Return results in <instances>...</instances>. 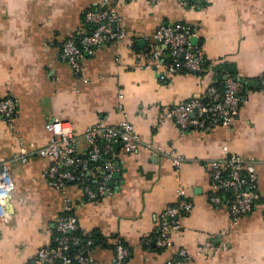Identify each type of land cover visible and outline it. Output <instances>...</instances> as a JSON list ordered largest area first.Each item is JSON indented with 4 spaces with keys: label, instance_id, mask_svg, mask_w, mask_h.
Masks as SVG:
<instances>
[{
    "label": "crops",
    "instance_id": "0c3cea01",
    "mask_svg": "<svg viewBox=\"0 0 264 264\" xmlns=\"http://www.w3.org/2000/svg\"><path fill=\"white\" fill-rule=\"evenodd\" d=\"M99 1L0 0V99L11 96L17 106L13 127L0 118V158L45 146L51 137L45 124L54 119L70 122L79 136L95 123L129 120L143 141L182 156L183 165L176 169L169 157L142 147L124 153L114 146L113 194L87 200L76 184L65 191L48 186L49 158L15 162L14 189L0 219V264H39L37 251L52 244L66 204L79 230L95 241L94 264H115L118 240L130 249L125 264H166L180 248L193 256L191 264H264V0H117L124 37L85 55L77 74L61 47L90 31L85 13ZM174 23L198 27L196 44L207 62L202 72L162 78L166 67L150 62L149 39ZM232 74L245 83L230 128L181 131L165 116ZM224 146L255 158L261 194L253 211L235 222L227 207L209 201L206 162L222 157ZM79 152H87L84 141ZM178 189L192 208L171 234L173 246L160 249L157 227L164 210L179 201Z\"/></svg>",
    "mask_w": 264,
    "mask_h": 264
},
{
    "label": "built area",
    "instance_id": "2783aa9c",
    "mask_svg": "<svg viewBox=\"0 0 264 264\" xmlns=\"http://www.w3.org/2000/svg\"><path fill=\"white\" fill-rule=\"evenodd\" d=\"M120 19L117 0H100L85 13L90 31H80L76 36L68 37L62 44L61 57L80 74L85 55H91L98 47L124 37V30L118 26ZM197 35L198 27L185 23L162 25L155 31L149 39L147 53L152 64L166 67L162 78L180 71L199 73L204 70L202 49L192 42ZM241 101L240 80L228 76L222 88L211 84L204 94L177 104L165 116L172 119L181 131L218 126L230 128L239 115ZM16 114L13 97L0 99V118L5 119L10 127L14 126ZM45 128L51 134L45 146L38 149L22 147L19 153L0 158V219L7 215V205L14 189L13 164L25 163L34 155L52 160L45 171V180L50 188L65 191L69 184H76L87 200L113 194L111 183L117 171L115 144L120 145L124 153H132L142 147L151 154L167 156L176 169L181 168L184 162L182 156L143 141L129 120L115 126L95 123L80 136L75 134L70 122L60 119L47 122ZM82 141L86 145V154L79 152ZM223 152L222 157L206 162L211 176L209 201L216 207H227L232 222H235L252 212L261 198L256 160L233 152L228 146L223 147ZM90 173H97L100 178V181L95 179V188L88 182ZM177 195L179 201L164 210L157 227L159 234L155 244L161 249L173 246L171 234L181 229L182 216L192 208L183 189H178ZM78 229L74 208L66 204L56 223L57 234L52 244L37 251L36 261L39 264H94L90 252L93 240L71 235ZM75 246H78L77 250ZM114 252L115 264H125L130 250L122 240L115 243ZM192 259L186 248H180L166 264H191Z\"/></svg>",
    "mask_w": 264,
    "mask_h": 264
},
{
    "label": "trees",
    "instance_id": "16d2710c",
    "mask_svg": "<svg viewBox=\"0 0 264 264\" xmlns=\"http://www.w3.org/2000/svg\"><path fill=\"white\" fill-rule=\"evenodd\" d=\"M90 29V28H89ZM206 65H207V62H206V59H205V63H204V68L206 67ZM180 72H184V71H180ZM202 72V71H201ZM200 73V72H199ZM230 76H232V77H234V78H237V79H239V77L237 76V75H235V74H232V75H230ZM240 80V79H239ZM221 82H218V83H214V85L215 86H217L218 88H222L223 87V84H224V82H225V79L224 78H222L221 80H220ZM243 88H244V86L242 85V83H241V96L243 95ZM92 176V175H91ZM90 179L88 180V182L93 186V188H95V186H96V183H94V178L93 179H91V177H89ZM97 180H99L100 181V178H97ZM57 234V232H55V235ZM71 235H73V236H80L83 240H87V239H92L93 240V238L92 237H90V236H88V235H84L83 233H82V231H80L79 229L78 230H76V231H74L73 233H71ZM101 240V239H100ZM99 242H101V241H99ZM84 244H85V242H83ZM125 243V242H124ZM94 245H95V241L93 240V244L90 246L91 248L92 247H94ZM126 245V244H125ZM127 246V245H126ZM114 247H115V245H114ZM75 248V250H77L78 249V246H75L74 247ZM129 248V247H128ZM161 249V248H160ZM130 250V249H129ZM128 259V258H127Z\"/></svg>",
    "mask_w": 264,
    "mask_h": 264
},
{
    "label": "water",
    "instance_id": "95a60500",
    "mask_svg": "<svg viewBox=\"0 0 264 264\" xmlns=\"http://www.w3.org/2000/svg\"><path fill=\"white\" fill-rule=\"evenodd\" d=\"M115 27H116V25L114 24V25H113V28H115ZM197 41H198V38H197L196 36H194V37L192 38V42H193V44H196ZM240 82H241V83H245V80H240ZM115 146H118V144H115ZM116 167H117V168L119 167V163L116 164ZM119 177H120V173L118 172V173L116 174V178H119Z\"/></svg>",
    "mask_w": 264,
    "mask_h": 264
}]
</instances>
